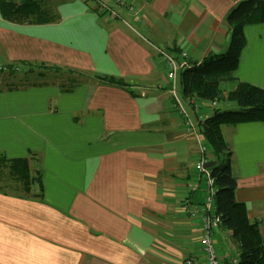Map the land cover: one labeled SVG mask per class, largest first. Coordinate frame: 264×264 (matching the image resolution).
Returning a JSON list of instances; mask_svg holds the SVG:
<instances>
[{"label":"crops","instance_id":"obj_1","mask_svg":"<svg viewBox=\"0 0 264 264\" xmlns=\"http://www.w3.org/2000/svg\"><path fill=\"white\" fill-rule=\"evenodd\" d=\"M37 1L50 23L0 13V155L28 159L44 190L41 198L37 185L28 195L0 192V264H206L201 219L182 203L206 207L207 179L195 167L201 123L238 106L195 99L197 109L179 73L227 50V14L243 0ZM245 36L225 93L240 82L264 89V24L246 26ZM162 50L181 67L176 82ZM13 68L19 78L33 68L41 85L10 90ZM98 75L124 78L131 90L89 78ZM73 78L78 87L63 90ZM221 128L236 200L264 238V123ZM215 242L222 264H232L240 253L231 232L220 229Z\"/></svg>","mask_w":264,"mask_h":264},{"label":"trees","instance_id":"obj_2","mask_svg":"<svg viewBox=\"0 0 264 264\" xmlns=\"http://www.w3.org/2000/svg\"><path fill=\"white\" fill-rule=\"evenodd\" d=\"M0 13L7 22L17 24L52 21L51 16L37 0H24L19 4L14 0H0ZM227 15L225 22L231 33V42L227 50L222 55H212L201 63L183 67L179 73V80L185 100L197 99L211 104L226 101L239 106L237 110H215L213 117L201 123L200 129L209 149L210 162H216L215 167L211 169V177L217 191L214 204L216 216L221 217L220 229L231 232V239L240 253L238 264H264V238L261 227L257 222L250 220L245 203L236 200L238 179L233 174L234 153L224 140L221 128L251 122L264 123L263 88L240 82L233 91L225 93L221 90V84L232 80L239 67L242 51L248 41L245 36L246 26L264 24V0L240 1ZM41 68L53 69L45 65ZM34 72L32 68L19 78L15 68L11 69L9 76L11 75L13 79L8 88L12 90L41 85L34 83ZM4 75L5 72L0 70V82L5 79ZM89 78L101 84L131 90V84L124 78L100 75ZM79 84V81L73 78L68 85L62 86L63 90L71 92ZM35 185L39 187L37 197L41 198L44 191L41 175L39 177L32 175L28 159H8L5 155H0V192L28 195L32 193Z\"/></svg>","mask_w":264,"mask_h":264},{"label":"built area","instance_id":"obj_3","mask_svg":"<svg viewBox=\"0 0 264 264\" xmlns=\"http://www.w3.org/2000/svg\"><path fill=\"white\" fill-rule=\"evenodd\" d=\"M117 3L120 4H126L124 0H117ZM104 7V6H103ZM106 10L107 8L104 7ZM132 11L134 10V7L131 8ZM113 17H115V12L111 11L110 13ZM160 54L162 56V59L165 63V66L168 68V78L174 82H176V77L178 75V72L180 70L179 63L177 62V59L170 55L169 53L165 51H160ZM183 57H188V54H183ZM0 70H2L0 68ZM175 90V89H174ZM173 90V91H174ZM175 95H177L174 92ZM177 107L182 115H187L186 111L184 109V106L182 105V102L180 99L177 98ZM192 102L196 105L197 109L199 108L198 105L195 102V99H192ZM214 107L218 106L217 102L212 103ZM187 127L193 128V124L190 119L187 121ZM200 156L198 161L196 162V168L197 172L200 176H205L207 179V192L208 196L206 199V207L203 210L202 206L194 204L190 199H185L182 203L183 205V211L188 217H199L201 219V227L203 230V236L201 239L202 244V250L203 254L206 258V264H222L220 254H218L217 249V243L215 242V234L220 230L221 225V217L216 216V214H211V207L212 203L214 201V197L216 195V189L214 186V180L211 177V169L207 167V164L210 163V154L209 149L206 144H202L200 146ZM240 255H236L235 258L232 259V264H238V259Z\"/></svg>","mask_w":264,"mask_h":264},{"label":"water","instance_id":"obj_4","mask_svg":"<svg viewBox=\"0 0 264 264\" xmlns=\"http://www.w3.org/2000/svg\"><path fill=\"white\" fill-rule=\"evenodd\" d=\"M215 164H216V162H215V163L210 162V163L207 164V167H208L209 169H212L213 167H215Z\"/></svg>","mask_w":264,"mask_h":264},{"label":"rangeland","instance_id":"obj_5","mask_svg":"<svg viewBox=\"0 0 264 264\" xmlns=\"http://www.w3.org/2000/svg\"><path fill=\"white\" fill-rule=\"evenodd\" d=\"M8 78V77H7ZM34 78V77H33ZM34 80L36 81V80H38V79H36V77L34 78ZM3 82H4V80L2 81V82H0L1 83V85L3 84ZM65 85H68V83H65ZM238 108H239V106H238ZM237 108V109H238ZM237 109H235V110H237ZM222 110H225V109H222Z\"/></svg>","mask_w":264,"mask_h":264}]
</instances>
